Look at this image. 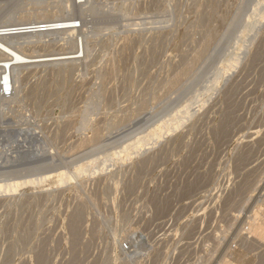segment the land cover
I'll return each mask as SVG.
<instances>
[{
  "label": "rangeland",
  "instance_id": "1",
  "mask_svg": "<svg viewBox=\"0 0 264 264\" xmlns=\"http://www.w3.org/2000/svg\"><path fill=\"white\" fill-rule=\"evenodd\" d=\"M73 3L57 13L77 31L5 41L79 38L84 57L21 67L0 96V264H198L234 245L264 264L242 232L264 225V0ZM28 8L0 0V26Z\"/></svg>",
  "mask_w": 264,
  "mask_h": 264
},
{
  "label": "bare ground",
  "instance_id": "2",
  "mask_svg": "<svg viewBox=\"0 0 264 264\" xmlns=\"http://www.w3.org/2000/svg\"><path fill=\"white\" fill-rule=\"evenodd\" d=\"M64 1L67 0H23V4L30 7L25 10L24 16L29 17L32 15L36 17L35 20H23L18 23L0 26V94L2 85L9 83L11 89L10 95H12V90L14 88L13 74L21 67L76 62L84 57L83 42L82 39L79 38L75 40V49L70 53L27 55L15 50V47L30 45L32 42L31 40L34 38L36 40L38 37L43 38L48 35H62L77 31L76 29L78 27L80 28V24L75 19H64L60 17L61 15L58 16V13H62L61 9H63ZM85 1L86 0H72L75 5L82 2L84 3ZM54 10L57 11L53 12ZM6 40H14L16 44L14 43L13 45L16 46H11V44L5 42ZM258 182L259 181L256 180L252 183L254 187L251 186L250 188L249 198L251 197V193L256 190L255 185L258 184ZM249 219L250 218H248L246 224L248 225L250 236L264 240V225H262V222L254 220L250 222Z\"/></svg>",
  "mask_w": 264,
  "mask_h": 264
},
{
  "label": "built area",
  "instance_id": "3",
  "mask_svg": "<svg viewBox=\"0 0 264 264\" xmlns=\"http://www.w3.org/2000/svg\"><path fill=\"white\" fill-rule=\"evenodd\" d=\"M10 92H11V89H10V84L7 83V84H3L2 85V91H1V97H7V96H10ZM255 203H258L260 204L261 206L263 205L264 206V189L257 195L256 197V201ZM254 203V204H255ZM249 216H246L244 215V224H243V227H242V232H243V235H245L244 237V240L246 239L247 241L251 238H248L249 237V230H248V225L246 224L245 220L248 218ZM130 246V245H129ZM131 247V246H130ZM130 247H128V245H124L123 246V251H124V254L126 255V257L131 260L133 257L132 255L134 253H132L133 251H130ZM236 249V246H232V250L228 253V254H225L221 259L219 260H214V259H211L209 260V257L207 256V254H205V256L202 257V260L201 262H199L198 264H237L234 260V250Z\"/></svg>",
  "mask_w": 264,
  "mask_h": 264
},
{
  "label": "water",
  "instance_id": "4",
  "mask_svg": "<svg viewBox=\"0 0 264 264\" xmlns=\"http://www.w3.org/2000/svg\"><path fill=\"white\" fill-rule=\"evenodd\" d=\"M2 88V87H1Z\"/></svg>",
  "mask_w": 264,
  "mask_h": 264
}]
</instances>
